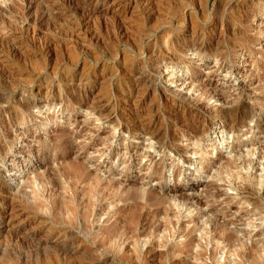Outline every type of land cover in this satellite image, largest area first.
Instances as JSON below:
<instances>
[{
    "label": "rangeland",
    "instance_id": "374dc122",
    "mask_svg": "<svg viewBox=\"0 0 264 264\" xmlns=\"http://www.w3.org/2000/svg\"><path fill=\"white\" fill-rule=\"evenodd\" d=\"M0 264H264V0H0Z\"/></svg>",
    "mask_w": 264,
    "mask_h": 264
},
{
    "label": "bare ground",
    "instance_id": "6f19581e",
    "mask_svg": "<svg viewBox=\"0 0 264 264\" xmlns=\"http://www.w3.org/2000/svg\"><path fill=\"white\" fill-rule=\"evenodd\" d=\"M32 7V5H31V3L30 2H28V4L24 7L25 8V14L27 13V11L30 9ZM92 10L90 11L91 13L93 12V10L94 11H96L97 9H98V7L97 6H93V8H91ZM23 13V12H22ZM25 24L27 25V23L29 22V19L27 18V15H26V18H25ZM23 23V22H22ZM81 24V23H80ZM23 25H24V23H23ZM26 29V28H25ZM87 31V30H86ZM78 32H79V29H78ZM214 36H215V34H214ZM194 40V39H193ZM29 105V104H28ZM215 109V108H214ZM224 109V108H223ZM213 110L211 109L210 110V112H212ZM215 111V110H214ZM218 112V111H217ZM224 112H226V111H224ZM223 113V112H222ZM243 114V113H242ZM253 114V113H252ZM224 115H225V113H224ZM228 115H230V114H228ZM227 115V116H228ZM244 116V115H243ZM252 116V115H251ZM241 118V117H240ZM228 119V118H227ZM237 119V118H236ZM231 120V119H230ZM241 121H242V119H241ZM235 122V121H234ZM236 123V122H235ZM226 127H228L229 129H234L235 128V125H234V123L232 122H230V121H226V122H224L223 123ZM136 128V127H135ZM197 129V128H196ZM136 130H138L139 132H141V133H144V134H152L153 133V135H154V133H156L157 132V129L155 130V123H153V121L150 119V121H146V122H144V123H142V122H140V123H138V125H137V129ZM190 130V129H189ZM199 131V133L201 134V133H203V129H199L198 130ZM191 132V131H190ZM156 135V134H155ZM187 135H189V134H187ZM190 136V135H189ZM177 151V150H176ZM182 155V154H181ZM250 185V184H249ZM246 189V188H245ZM8 221V220H7ZM13 226V225H12ZM14 227V226H13ZM17 230V229H16ZM224 237V236H223ZM226 238V237H225ZM223 239V238H222ZM226 242V241H225ZM227 243H228V240H227ZM249 253H250V251H249ZM251 255V254H250Z\"/></svg>",
    "mask_w": 264,
    "mask_h": 264
}]
</instances>
